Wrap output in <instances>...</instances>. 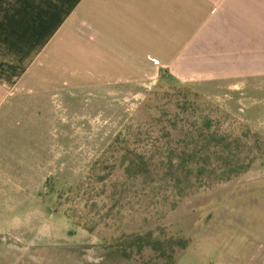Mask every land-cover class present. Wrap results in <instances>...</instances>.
Returning <instances> with one entry per match:
<instances>
[{"label":"rangeland","instance_id":"obj_1","mask_svg":"<svg viewBox=\"0 0 264 264\" xmlns=\"http://www.w3.org/2000/svg\"><path fill=\"white\" fill-rule=\"evenodd\" d=\"M96 73L97 85L83 69L38 74L53 85L16 103L9 124L32 132L13 136L25 139L26 154L16 151L8 173L32 180L2 183L16 187L10 196L27 207L0 215V264H137L111 242L162 228L192 240L177 264H264V151L255 143L264 142V77L200 92L152 72L143 87H104ZM57 79L72 85L57 86ZM206 120L213 132L255 148L247 173L181 201L172 190L128 178L127 153L163 161Z\"/></svg>","mask_w":264,"mask_h":264},{"label":"crops","instance_id":"obj_2","mask_svg":"<svg viewBox=\"0 0 264 264\" xmlns=\"http://www.w3.org/2000/svg\"><path fill=\"white\" fill-rule=\"evenodd\" d=\"M82 69L104 87H143L152 72L200 92L264 77V0H0V215L27 207L2 183L32 180L8 173L26 154L13 136L32 132L9 124L16 103L53 85L42 73Z\"/></svg>","mask_w":264,"mask_h":264},{"label":"trees","instance_id":"obj_3","mask_svg":"<svg viewBox=\"0 0 264 264\" xmlns=\"http://www.w3.org/2000/svg\"><path fill=\"white\" fill-rule=\"evenodd\" d=\"M180 141L177 149H169L160 162L127 153L123 167L128 178L140 179L153 190H172L181 201L200 189L232 181L247 173L255 162V148L242 138L213 132L210 120L186 132ZM255 143L262 145L256 150L263 152L264 142L255 139ZM191 244L190 238L169 235L162 228L158 235L154 231L122 235L111 242L110 248L137 264H177L180 254Z\"/></svg>","mask_w":264,"mask_h":264}]
</instances>
